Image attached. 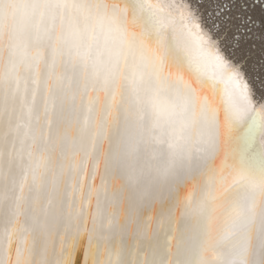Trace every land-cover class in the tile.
<instances>
[{
	"label": "snow or ice",
	"instance_id": "1",
	"mask_svg": "<svg viewBox=\"0 0 264 264\" xmlns=\"http://www.w3.org/2000/svg\"><path fill=\"white\" fill-rule=\"evenodd\" d=\"M0 111L16 119L7 173L0 152V264H49L53 201L64 230L87 223L93 198L94 230L139 229L131 215L120 223L119 208L144 197L142 150L160 178L180 168L203 185L185 195L186 226L163 246L130 259L104 248L98 264H264V110L192 12L164 0H0ZM242 128L245 151L212 167L221 137Z\"/></svg>",
	"mask_w": 264,
	"mask_h": 264
},
{
	"label": "bare ground",
	"instance_id": "2",
	"mask_svg": "<svg viewBox=\"0 0 264 264\" xmlns=\"http://www.w3.org/2000/svg\"><path fill=\"white\" fill-rule=\"evenodd\" d=\"M164 5L173 14H178L181 9H186L198 18L201 27L211 35L216 42V47L222 51L225 58L233 66L240 67L252 91L254 107L264 110V0H164ZM216 71V68L211 64L205 69L209 76ZM184 76L186 80L191 79L187 72ZM37 103L39 106V97ZM67 119H71V116H68ZM15 123V114L10 117L8 111H0V152L4 153L3 171L5 173L8 170V152L12 148L11 128L15 127ZM34 127H45L43 118H41L40 125H34ZM64 127L63 123L60 124L59 130L63 131ZM52 131L53 134L57 131L55 119ZM260 139L264 142V137ZM246 146L247 136L244 128L240 129L235 140L231 142L226 143L222 136L212 167L225 159H230V152L233 149L243 153ZM17 147H19L18 141ZM108 147V143L105 142L104 151H107ZM193 155H195V148H193ZM149 164L152 165L151 168H149ZM157 166H159V162L152 159V153L142 150L138 168L142 169L143 174L137 187L144 193V197L142 200L125 199L119 208L120 223L123 224L125 217L131 215L139 220V229L135 224H132L127 229H118L109 234L98 229L94 230L91 220L88 218L89 212L95 210V198H93L91 208L86 205L79 218L87 220V223H76L64 230L56 215L57 202L53 201V204L49 206L47 217V259L49 264H56V262L70 264L71 252L81 241L86 244V256L89 257L91 264H98L104 248L110 251L121 250L125 253V259H130L129 254L136 250L144 252L157 245L163 246L164 234L171 235L173 227L183 230L187 220L180 213L183 199L194 187L199 189L203 185L204 175L195 173L181 176L182 170L177 168L175 176L163 179L156 173ZM102 171L103 159H101ZM90 183H92L91 168H89L85 181V200H87ZM95 183L99 184V179ZM119 187L120 182H113V190ZM45 204L46 201L42 200L39 207L43 208ZM4 207L7 211V201ZM162 223L163 229L161 228ZM5 243H7L6 240ZM39 259L37 257L38 261Z\"/></svg>",
	"mask_w": 264,
	"mask_h": 264
},
{
	"label": "water",
	"instance_id": "3",
	"mask_svg": "<svg viewBox=\"0 0 264 264\" xmlns=\"http://www.w3.org/2000/svg\"><path fill=\"white\" fill-rule=\"evenodd\" d=\"M222 52V51H221ZM224 55V54H223ZM225 56V55H224ZM227 59V58H226ZM81 241L78 246H76L73 251L71 252L70 264H91L89 261V257L86 256L87 254V247L86 244L82 243ZM83 261H87L84 262ZM89 261V262H88Z\"/></svg>",
	"mask_w": 264,
	"mask_h": 264
},
{
	"label": "rangeland",
	"instance_id": "4",
	"mask_svg": "<svg viewBox=\"0 0 264 264\" xmlns=\"http://www.w3.org/2000/svg\"><path fill=\"white\" fill-rule=\"evenodd\" d=\"M235 1V0H234ZM257 1V0H256Z\"/></svg>",
	"mask_w": 264,
	"mask_h": 264
}]
</instances>
